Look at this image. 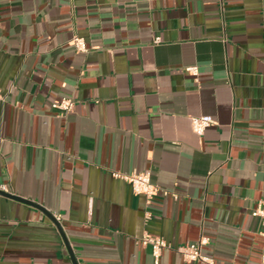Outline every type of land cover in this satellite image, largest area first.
<instances>
[{
	"label": "crops",
	"instance_id": "1",
	"mask_svg": "<svg viewBox=\"0 0 264 264\" xmlns=\"http://www.w3.org/2000/svg\"><path fill=\"white\" fill-rule=\"evenodd\" d=\"M0 191V264H258L264 0H0Z\"/></svg>",
	"mask_w": 264,
	"mask_h": 264
},
{
	"label": "built area",
	"instance_id": "2",
	"mask_svg": "<svg viewBox=\"0 0 264 264\" xmlns=\"http://www.w3.org/2000/svg\"><path fill=\"white\" fill-rule=\"evenodd\" d=\"M73 45L77 51L85 52L86 45L82 38L73 37ZM185 72L193 76L197 75L196 67H187ZM73 107V101L69 98H61L52 104L53 109H57L63 113H68ZM213 123V120L209 116H199L192 117L190 119V125L192 131L196 135H201L204 130ZM117 178H122L127 183L131 185L132 191L135 194L143 195L146 198L147 203H150L152 199L158 193L157 187L151 182L150 176L147 172L144 173H134L131 175H120L118 173L114 174ZM166 194V193H164ZM253 217L260 219L262 225H264V198H261L256 207L251 211ZM142 245L149 246L151 249V254L154 259V264H158V259L162 250L168 248L165 240L160 237H150L145 236L141 240ZM206 244V239H200V241L195 243H189L184 247L178 248V253L181 254L182 258L186 262H199L201 264H216L211 258L205 256L202 253V246ZM264 264V248L260 251L259 263Z\"/></svg>",
	"mask_w": 264,
	"mask_h": 264
},
{
	"label": "water",
	"instance_id": "3",
	"mask_svg": "<svg viewBox=\"0 0 264 264\" xmlns=\"http://www.w3.org/2000/svg\"><path fill=\"white\" fill-rule=\"evenodd\" d=\"M0 194L3 195V196H5V197H10V198L16 199V200H18V201H21V202H24V203L30 205V203H28L27 201H23V200H21V199H17L16 197H12V196H10V195L7 194V193H3L2 191H0ZM48 216H49V215H48ZM49 218H50V219L54 222V224L56 225V227H57V229H58V231H59V233H60V235H61V237H62V239H63V242H64V244H65V246H66V248H67V251H68L69 255L71 256L72 261L74 262V259H73V256H72V253H71V250H70V248H69V245H68V243H67V241H66V239H65V237H64V235H63V233L61 232V230H60V228H59V225H58V224L52 219V217L49 216Z\"/></svg>",
	"mask_w": 264,
	"mask_h": 264
}]
</instances>
